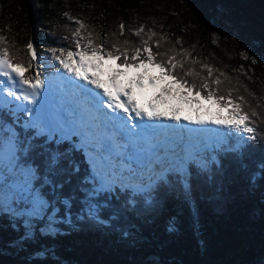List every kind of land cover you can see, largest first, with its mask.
<instances>
[{
    "label": "snow or ice",
    "instance_id": "6c2138e0",
    "mask_svg": "<svg viewBox=\"0 0 264 264\" xmlns=\"http://www.w3.org/2000/svg\"><path fill=\"white\" fill-rule=\"evenodd\" d=\"M76 23L75 50L51 49L58 67L36 63L31 77L25 73L33 62L43 59L31 42L27 44L31 54L27 67L14 63L8 48H0V214L11 220L14 231L22 230L13 242L21 249L41 239L56 240L65 229L75 230L83 223L120 231L129 213L157 211L161 194L191 203L195 191L191 166L213 185L224 171L223 157L232 156L242 171L250 168L247 142L256 138L257 129L232 100L231 90L226 97L217 94L219 88L210 87L213 70L209 65H203L208 77L198 86L184 77L199 76V72L189 67L178 78L176 69L183 70L184 62L170 55L166 63H158L156 55L168 54L153 53L148 40L143 41L145 60L139 47L131 50V56L129 49L121 51L115 44L114 50H105L81 36L85 25L80 20ZM120 29L123 34V24ZM3 40L0 36V42ZM121 57L110 79H101L103 66L94 61ZM145 62L156 64L197 96L206 90L203 99L230 107L229 115L181 117L178 109L167 112L153 103L139 105L118 77L120 69L140 68ZM48 67L56 68L55 77L45 74ZM134 82L144 87L140 78ZM212 83L220 85L222 81L217 77ZM24 114L29 118L21 123ZM251 116L257 113L252 111ZM77 153L83 155L87 169ZM258 179L264 182V159L259 171L249 176V183L255 185ZM122 235L132 238V230H123ZM55 254L54 247L41 245L34 256L43 259Z\"/></svg>",
    "mask_w": 264,
    "mask_h": 264
},
{
    "label": "trees",
    "instance_id": "16d2710c",
    "mask_svg": "<svg viewBox=\"0 0 264 264\" xmlns=\"http://www.w3.org/2000/svg\"><path fill=\"white\" fill-rule=\"evenodd\" d=\"M77 20L85 25L80 35L105 50H114L115 44L121 51L129 49L131 56L132 49L143 50L148 40L153 53L168 54L156 55L158 63L176 55L184 62L183 70L176 69L178 78L189 67L200 73L184 77L189 83L195 80L199 86L208 77L203 65H209L210 87L226 97L231 90L232 100L257 129L256 138L247 142L250 168L242 171L232 156L223 157L224 171L214 185L191 168V203L161 194L157 211L129 213L120 231L83 223L65 229L56 240L41 239L25 249L13 243L22 230L14 231L11 220L0 214V264H264V182L249 183L264 159V0H0V48H8L13 62L25 67L29 42L36 51L40 46L75 50ZM217 77L220 85L212 83ZM77 159L87 169L79 153ZM127 229L132 238L122 235ZM41 245L54 247L55 256L36 258Z\"/></svg>",
    "mask_w": 264,
    "mask_h": 264
},
{
    "label": "bare ground",
    "instance_id": "6f19581e",
    "mask_svg": "<svg viewBox=\"0 0 264 264\" xmlns=\"http://www.w3.org/2000/svg\"><path fill=\"white\" fill-rule=\"evenodd\" d=\"M138 72L139 71L135 74V79L142 74V72ZM142 84L144 85L143 88L137 85L132 91L135 101L138 102L139 105L147 107L149 103H153L162 111L167 112L178 109L181 117L194 113V109L186 107L187 99L185 98V101H183V94L174 90V88L163 85L160 82ZM123 85H125V83H123ZM202 113H204V110H202Z\"/></svg>",
    "mask_w": 264,
    "mask_h": 264
},
{
    "label": "rangeland",
    "instance_id": "374dc122",
    "mask_svg": "<svg viewBox=\"0 0 264 264\" xmlns=\"http://www.w3.org/2000/svg\"><path fill=\"white\" fill-rule=\"evenodd\" d=\"M53 48H55L54 46H47L46 48H44L43 46H40V47H38L37 49H38V51L39 52H45V53H47L49 50H51V49H53ZM56 49V48H55ZM48 50V51H47ZM147 57V56H146ZM110 69H113V65H112V63L110 64ZM35 70L36 69H34L33 71H34V73H35ZM123 69H121V71H122ZM130 73V72H129ZM138 73H140V71L138 72ZM155 85V84H154ZM174 90H176V91H178L177 89H174ZM185 98L186 97H184L183 96V101H185Z\"/></svg>",
    "mask_w": 264,
    "mask_h": 264
}]
</instances>
